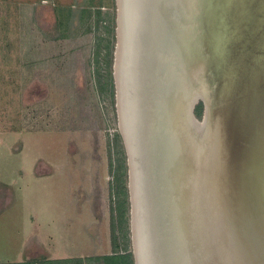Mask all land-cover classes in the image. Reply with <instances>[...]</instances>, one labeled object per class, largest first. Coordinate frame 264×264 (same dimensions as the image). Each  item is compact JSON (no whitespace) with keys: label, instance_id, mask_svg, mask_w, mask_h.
<instances>
[{"label":"water","instance_id":"water-1","mask_svg":"<svg viewBox=\"0 0 264 264\" xmlns=\"http://www.w3.org/2000/svg\"><path fill=\"white\" fill-rule=\"evenodd\" d=\"M115 4L134 264H264V0Z\"/></svg>","mask_w":264,"mask_h":264},{"label":"rangeland","instance_id":"rangeland-1","mask_svg":"<svg viewBox=\"0 0 264 264\" xmlns=\"http://www.w3.org/2000/svg\"><path fill=\"white\" fill-rule=\"evenodd\" d=\"M115 20V0H0V264L16 261L24 241L25 264H101L86 258L113 253V229L118 250L131 252ZM37 155L36 173L50 176L3 182L5 169L18 175Z\"/></svg>","mask_w":264,"mask_h":264},{"label":"trees","instance_id":"trees-1","mask_svg":"<svg viewBox=\"0 0 264 264\" xmlns=\"http://www.w3.org/2000/svg\"><path fill=\"white\" fill-rule=\"evenodd\" d=\"M111 95H112V91H111ZM201 112H202V103L199 102L196 106H195V110H194V114L195 116L198 118L201 116ZM117 143L119 144V140L118 138H116ZM119 149L121 150V145L119 144ZM122 151V150H121ZM123 171H125V164H124V158L122 157V159H119V163L118 166L116 167V172H115V181H116V188H117V194H118V190L120 188H122L123 194H124V201H123V206H124V212L125 213V186L123 185V179H121V177L123 176ZM122 184H119L121 183ZM120 212V211H119ZM121 215V213H120ZM123 215V214H122ZM124 238L125 241L127 242V230L124 231ZM111 243L112 245L115 247V250L113 251L112 254H106V255H101V256H94V257H88L86 258L88 261H92V262H101V264H134L133 263V255L132 253L127 249V246L123 247V251H119L118 250V242H117V236L114 233V229L112 232V236H111ZM41 264H73V261L69 260V259H64V260H41ZM76 264H81L82 263V259H77ZM14 264V263H11ZM19 264H25V262L23 263H19ZM37 264V262H36Z\"/></svg>","mask_w":264,"mask_h":264},{"label":"crops","instance_id":"crops-1","mask_svg":"<svg viewBox=\"0 0 264 264\" xmlns=\"http://www.w3.org/2000/svg\"><path fill=\"white\" fill-rule=\"evenodd\" d=\"M21 144H23L22 142H20ZM20 145V144H19ZM22 150L19 152V155L22 153ZM40 155H37L34 160H33V163L30 165V167L28 169H26L24 166H21V167H18L15 169V171H18L16 173H18V175H15L12 173L11 177H10V172L9 170L5 169V172H6V176L5 178L3 179V182L7 185H10V186H15L16 189H18V186L26 179V177L29 179V176H31V178L33 180H39V179H42V178H46L48 176H50V174H47V175H38L36 172V162L38 160ZM26 170L28 171L27 172V175H26ZM34 217V216H32ZM27 249H28V246L26 244V241H24L22 243L21 246H19V257L16 261H8L6 260L5 264H11V263H14V264H19V263H23L24 261H26L25 259L27 258V255H26V252H27ZM0 263H1V260H0Z\"/></svg>","mask_w":264,"mask_h":264}]
</instances>
